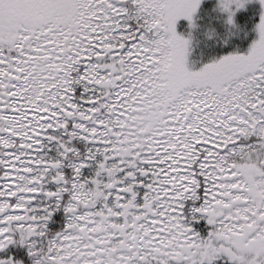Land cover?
<instances>
[{"label":"snow or ice","instance_id":"snow-or-ice-1","mask_svg":"<svg viewBox=\"0 0 264 264\" xmlns=\"http://www.w3.org/2000/svg\"><path fill=\"white\" fill-rule=\"evenodd\" d=\"M221 262L264 264V0H0V264Z\"/></svg>","mask_w":264,"mask_h":264},{"label":"trees","instance_id":"trees-1","mask_svg":"<svg viewBox=\"0 0 264 264\" xmlns=\"http://www.w3.org/2000/svg\"><path fill=\"white\" fill-rule=\"evenodd\" d=\"M255 6L254 7L249 6L247 11H243L239 14V20L242 24L248 19V17L252 14V12L254 10L259 8V6H257V5H255ZM249 27H251V22H249ZM221 31H222V29H221ZM255 38H256V34L252 33L247 40H244V41L237 40L236 43H241L242 49H246L248 47V45L251 43L252 39H255Z\"/></svg>","mask_w":264,"mask_h":264},{"label":"rangeland","instance_id":"rangeland-1","mask_svg":"<svg viewBox=\"0 0 264 264\" xmlns=\"http://www.w3.org/2000/svg\"><path fill=\"white\" fill-rule=\"evenodd\" d=\"M214 2V0H209V4ZM255 5L259 6L258 3H254V4H250L249 6L254 7ZM208 6V4H206V7ZM256 7V6H255ZM243 12V11H242Z\"/></svg>","mask_w":264,"mask_h":264},{"label":"flooded vegetation","instance_id":"flooded-vegetation-1","mask_svg":"<svg viewBox=\"0 0 264 264\" xmlns=\"http://www.w3.org/2000/svg\"><path fill=\"white\" fill-rule=\"evenodd\" d=\"M221 264H223V262H221Z\"/></svg>","mask_w":264,"mask_h":264}]
</instances>
